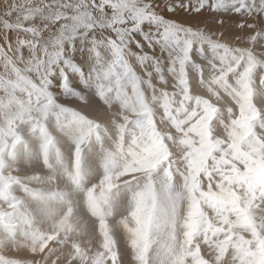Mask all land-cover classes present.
<instances>
[{
	"label": "snow or ice",
	"instance_id": "6c2138e0",
	"mask_svg": "<svg viewBox=\"0 0 264 264\" xmlns=\"http://www.w3.org/2000/svg\"><path fill=\"white\" fill-rule=\"evenodd\" d=\"M0 264H264V0H0Z\"/></svg>",
	"mask_w": 264,
	"mask_h": 264
}]
</instances>
